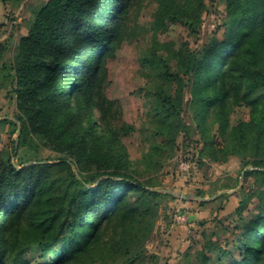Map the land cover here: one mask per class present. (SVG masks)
Masks as SVG:
<instances>
[{"label":"trees","instance_id":"obj_1","mask_svg":"<svg viewBox=\"0 0 264 264\" xmlns=\"http://www.w3.org/2000/svg\"><path fill=\"white\" fill-rule=\"evenodd\" d=\"M176 1L169 17L197 33L205 0H185L183 11L175 10ZM131 2L49 0L35 12L13 62L3 67L1 85L15 96L18 149L25 151L19 158L17 151L13 157L0 150V264H28L23 256L31 245L51 257L42 264H91L96 258L106 264L112 256L120 259L115 264L146 263L143 243L154 207L175 197L137 180L119 133L100 131L93 118ZM224 2V38L180 50L181 76L153 60L167 81L189 88L185 101L182 92L160 91L158 135L165 145L156 151L164 154L178 131L192 130L188 120L202 143L200 159H240L254 189L243 193L238 218L226 229L234 235L232 246L206 240L192 264H264V0ZM234 104L250 108L249 121L231 124ZM5 125L16 127L13 120H0ZM43 149L57 153L56 162L42 158ZM253 200L257 213L244 216ZM109 229L120 237L102 245Z\"/></svg>","mask_w":264,"mask_h":264},{"label":"rangeland","instance_id":"obj_2","mask_svg":"<svg viewBox=\"0 0 264 264\" xmlns=\"http://www.w3.org/2000/svg\"><path fill=\"white\" fill-rule=\"evenodd\" d=\"M48 1L0 0V78L3 67L13 62L22 37L27 35L34 21L35 12ZM172 1L132 0L117 58L102 75L93 110L100 131L111 129L119 133L133 176L145 185H152V190L174 194H171L174 199L159 200L154 207L150 218L151 232L143 243L147 251L145 264H192L206 240L232 246L234 235L226 229L231 230L238 218L236 210L243 193L254 189V180H245L244 172L241 173L240 159L233 157L226 163L200 159L202 143L191 121L186 123L192 130L178 131L173 147L167 146L161 155L156 151L157 146L165 145L158 135L160 91L174 96L182 92L185 101L189 88L167 81L153 60L163 61L171 73L181 76L178 67L180 50L195 51L210 39L224 38V0H205L202 24L195 34L169 17ZM176 2L175 10L186 8L185 0ZM7 91L0 81V120H13L16 127L0 126V150L13 157L17 151L20 158L25 149H18L20 124L14 117L17 112L15 96ZM186 112L191 115L190 110ZM230 112L233 126L250 120L251 111L246 105H231ZM41 156L51 162H56L58 157L49 149H43ZM13 162L20 163L16 158ZM71 169L78 174L74 165ZM67 173L69 171L62 172ZM180 194L188 199L181 198ZM224 194L227 197L221 196ZM256 205L257 201L253 200L243 215L256 214ZM119 233L107 230L102 245L110 243L116 234L119 238ZM186 253L189 258H184ZM114 257L107 259L106 264L120 260ZM50 258L35 245L28 246L23 256L28 264H42ZM91 264H98V258Z\"/></svg>","mask_w":264,"mask_h":264},{"label":"water","instance_id":"obj_3","mask_svg":"<svg viewBox=\"0 0 264 264\" xmlns=\"http://www.w3.org/2000/svg\"><path fill=\"white\" fill-rule=\"evenodd\" d=\"M20 135V129H18V136ZM155 191H159V190H155ZM169 193V192H168ZM169 194H173V193H169ZM174 195V194H173ZM181 198L187 200L188 199V196H185V195H179Z\"/></svg>","mask_w":264,"mask_h":264}]
</instances>
